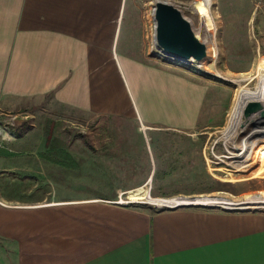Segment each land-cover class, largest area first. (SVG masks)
I'll return each mask as SVG.
<instances>
[{
	"label": "crops",
	"instance_id": "0c3cea01",
	"mask_svg": "<svg viewBox=\"0 0 264 264\" xmlns=\"http://www.w3.org/2000/svg\"><path fill=\"white\" fill-rule=\"evenodd\" d=\"M248 1L263 39L264 0ZM126 8V0H0V126L47 95L82 114L131 111L150 127L196 123L205 85L136 47ZM32 134L0 132V264H264V210L122 205L78 194L61 166L52 196L30 195L46 186L47 163L44 135Z\"/></svg>",
	"mask_w": 264,
	"mask_h": 264
},
{
	"label": "rangeland",
	"instance_id": "374dc122",
	"mask_svg": "<svg viewBox=\"0 0 264 264\" xmlns=\"http://www.w3.org/2000/svg\"><path fill=\"white\" fill-rule=\"evenodd\" d=\"M155 1L126 0V30L142 52L191 82L205 85L197 122L186 127H150L129 110L123 115L82 114L57 104L51 95L38 99L35 106L12 110L4 114L8 123L1 126H8L6 131L31 132L40 142L42 135L46 139L45 180L40 182L46 186L37 192L31 188L30 195L52 196L49 184L61 166L63 181L86 196L167 207L172 202L209 199L211 192L225 189L227 194H215L213 202L191 205L264 210V135L255 132L264 129V120L245 115L243 126L228 131L240 97L263 93L258 87L264 86V38L259 37L258 21H251V1L165 0L182 11L206 43L208 56L201 62L160 56L155 48ZM256 1L261 5L262 0ZM216 70L234 80L216 77ZM243 72L248 73L242 76ZM241 86L250 92L242 94Z\"/></svg>",
	"mask_w": 264,
	"mask_h": 264
},
{
	"label": "water",
	"instance_id": "95a60500",
	"mask_svg": "<svg viewBox=\"0 0 264 264\" xmlns=\"http://www.w3.org/2000/svg\"><path fill=\"white\" fill-rule=\"evenodd\" d=\"M155 41L162 50L165 60L180 59L201 62L208 56L207 45L202 41L182 11L174 4L158 0L155 5ZM256 109H261L264 119V108L260 101H251L245 115L249 116Z\"/></svg>",
	"mask_w": 264,
	"mask_h": 264
},
{
	"label": "bare ground",
	"instance_id": "6f19581e",
	"mask_svg": "<svg viewBox=\"0 0 264 264\" xmlns=\"http://www.w3.org/2000/svg\"><path fill=\"white\" fill-rule=\"evenodd\" d=\"M157 1L158 0L155 1L154 5H156ZM154 12H155V7H154ZM222 72L219 71V70H216L214 72V75L216 77H218L220 79H224L226 81H232V80H234V78H230V77L224 75V73H222ZM247 73L248 72H243L241 74H242V76H244ZM258 88L262 90V92H263L262 95H260V96H254V97H245V96H241L240 97V100H238L237 106L235 107V112H234L233 117L231 119L232 120L231 121V124H229L230 127H229L228 131H230V132L232 131V133H233L234 130L237 129V127L243 126L245 124V122H246V120L244 118V116H245V110H246L247 105L249 104V102H251V101H260L263 104V108H264V86L263 85H260V87H258ZM240 90H241L242 94H246L247 92H250V88L247 87V86H241L240 87ZM261 111H262L261 109H256L249 116L252 117V118H256V117L257 118H261L262 117L261 116ZM258 116H260V117H258ZM262 120H264V119L262 118ZM255 132L259 133L260 135H264V129H257V130H255ZM262 140H264V139H262ZM138 190H140V188H138ZM138 190H136V191H138ZM224 190H217L215 192H211L210 193L211 195H210L209 199H207V198H199V199H194V200H185V201H180V202H172L170 205H166V206L167 207H179V205L180 206L181 205H189V204L191 205V204H194V203H197V202H199V203L200 202H213L214 200H212L211 198H213L214 196H216L215 194H222V193L223 194H227V192L224 191ZM145 198H146V200L148 199V192H147V195L145 196ZM228 201L221 200V202H224V203H227V204L231 205V203L228 202ZM147 202L149 203L148 200H147ZM259 202H260V200H259ZM263 202H264V200H261V203H263ZM219 203L220 202L213 203V204H219ZM205 204H210V203H205ZM229 205H219V206H222V207H231Z\"/></svg>",
	"mask_w": 264,
	"mask_h": 264
},
{
	"label": "built area",
	"instance_id": "2783aa9c",
	"mask_svg": "<svg viewBox=\"0 0 264 264\" xmlns=\"http://www.w3.org/2000/svg\"><path fill=\"white\" fill-rule=\"evenodd\" d=\"M155 27H156V24H155ZM155 48L156 49L158 48L160 50V56L164 57V54H163L162 50L157 46L156 41H155ZM8 128H9L8 126H5V127L0 126V132H1L3 139H11L14 136V134L11 131H6V129H8ZM115 202H117L118 204H122V205H128V204L133 203L130 200L125 201V202H121L120 200H118ZM160 208H177V207H160Z\"/></svg>",
	"mask_w": 264,
	"mask_h": 264
}]
</instances>
